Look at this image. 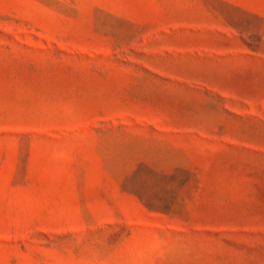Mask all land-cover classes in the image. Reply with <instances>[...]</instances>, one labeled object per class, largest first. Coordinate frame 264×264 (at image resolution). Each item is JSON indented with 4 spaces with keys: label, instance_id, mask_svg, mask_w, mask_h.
I'll return each mask as SVG.
<instances>
[{
    "label": "rangeland",
    "instance_id": "rangeland-1",
    "mask_svg": "<svg viewBox=\"0 0 264 264\" xmlns=\"http://www.w3.org/2000/svg\"><path fill=\"white\" fill-rule=\"evenodd\" d=\"M0 264H264V0H0Z\"/></svg>",
    "mask_w": 264,
    "mask_h": 264
}]
</instances>
